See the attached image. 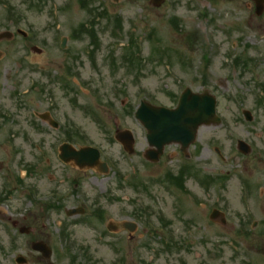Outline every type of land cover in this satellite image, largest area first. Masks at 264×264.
<instances>
[{
	"label": "rangeland",
	"instance_id": "1",
	"mask_svg": "<svg viewBox=\"0 0 264 264\" xmlns=\"http://www.w3.org/2000/svg\"><path fill=\"white\" fill-rule=\"evenodd\" d=\"M33 1L34 8L28 0H0V31L27 33L0 44V106L13 115L0 129V264H16L18 255L25 264H72L67 247L80 264H264V108L254 102L257 85L264 82V18L252 15L246 0H165L159 8L149 0H87L96 14L80 8L78 0ZM9 6L17 12L16 25L4 19ZM89 19L95 21L99 41L94 60L87 57L91 44L86 36L69 37ZM62 36L66 51L59 48ZM131 38L142 61L127 73L116 58ZM241 54L254 61L245 72L233 66ZM60 77L77 92H66ZM185 87L213 93L222 123L199 127L185 152L171 144L157 163H150L143 156L145 129L124 108H135L140 100L173 107L174 96ZM12 89L27 92L15 96ZM243 109L251 112L250 122ZM45 110L59 129L35 115ZM68 126L78 130L74 146L101 150L110 167L106 173L58 160L57 147ZM126 128L135 138L130 155L110 141L116 129ZM11 131L17 135L16 152L4 146ZM237 139L249 144L248 154L237 151ZM184 163L202 176L227 178L207 186L187 178V192L167 189L157 180ZM117 171L125 180L135 177L138 190L124 183L120 187ZM243 177L253 188L246 199ZM79 207L83 214L66 215ZM212 209L223 217L211 220ZM255 220L258 224L250 228ZM124 222L135 223L134 230L118 227ZM145 222L160 236L149 234ZM65 225L69 240L64 244ZM242 226L247 235L238 233ZM36 241L51 249L49 263L31 249Z\"/></svg>",
	"mask_w": 264,
	"mask_h": 264
},
{
	"label": "water",
	"instance_id": "2",
	"mask_svg": "<svg viewBox=\"0 0 264 264\" xmlns=\"http://www.w3.org/2000/svg\"><path fill=\"white\" fill-rule=\"evenodd\" d=\"M161 0H154L158 5ZM215 100L206 92L197 94L186 89L180 96L177 107L166 109L163 107H153L142 102L135 115L147 129V139L150 145L157 148L150 151L153 160L157 159L163 145L173 141L179 142L183 147L187 146L195 136L196 129L201 124H216L219 119L214 112ZM117 137L126 144V149L130 151L129 135L119 133ZM239 148L243 151V143ZM156 152V153H155ZM76 162L81 164L93 165L97 162V151L93 149H83L74 154ZM34 249L43 251L47 256L48 252L41 244L33 246ZM19 262L23 259L19 258Z\"/></svg>",
	"mask_w": 264,
	"mask_h": 264
},
{
	"label": "flooded vegetation",
	"instance_id": "3",
	"mask_svg": "<svg viewBox=\"0 0 264 264\" xmlns=\"http://www.w3.org/2000/svg\"><path fill=\"white\" fill-rule=\"evenodd\" d=\"M246 2L250 4V8H251V9H254V3H253L251 0H246ZM259 17L264 18V3H263L262 11H261V14H260ZM13 38H14V36H13ZM12 40H13V39H12ZM8 41H10V40H5V39L3 38V33H0V44H1L2 42H8ZM0 117H1V116H0ZM2 117H3V116H2ZM2 121H3V120H2Z\"/></svg>",
	"mask_w": 264,
	"mask_h": 264
},
{
	"label": "trees",
	"instance_id": "4",
	"mask_svg": "<svg viewBox=\"0 0 264 264\" xmlns=\"http://www.w3.org/2000/svg\"><path fill=\"white\" fill-rule=\"evenodd\" d=\"M168 178L171 180V181H175L177 179V177H174L172 176L171 174H168ZM179 179V178H178Z\"/></svg>",
	"mask_w": 264,
	"mask_h": 264
}]
</instances>
